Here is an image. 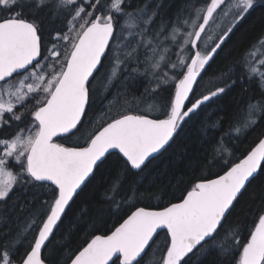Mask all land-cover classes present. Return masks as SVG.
<instances>
[{"label":"snow or ice","instance_id":"6c2138e0","mask_svg":"<svg viewBox=\"0 0 264 264\" xmlns=\"http://www.w3.org/2000/svg\"><path fill=\"white\" fill-rule=\"evenodd\" d=\"M257 6L264 0H186L169 17L162 0H0V130L12 129L0 137V264H60L59 253L48 255L56 252L54 230L86 196L102 227L113 215L117 222L93 233L64 264H193L210 252L216 264H264V33L221 74L223 83L199 97L194 92L233 28ZM101 80L108 94L97 107ZM141 81L148 86L137 96L133 85ZM237 84H255L259 92L243 118L226 122L227 129L214 123L216 133L205 130L202 155L168 181L171 187L189 177L178 198L142 205L154 161L173 149L202 105H219ZM164 92L158 115H151L155 105L141 107L146 96L161 99ZM93 112L100 114L95 126ZM253 132L259 135L247 150L243 141L233 143ZM73 137L84 142L68 143ZM29 188L46 190L47 198L34 195L29 219L13 230L22 208L14 197ZM244 207L247 228L235 217Z\"/></svg>","mask_w":264,"mask_h":264},{"label":"trees","instance_id":"16d2710c","mask_svg":"<svg viewBox=\"0 0 264 264\" xmlns=\"http://www.w3.org/2000/svg\"><path fill=\"white\" fill-rule=\"evenodd\" d=\"M162 2L165 5L163 15L169 17L175 16L178 11L184 9L186 4V0H162ZM191 2L203 4L205 0H191ZM56 27H60V25H56ZM262 33H264V6H257L254 11H251L244 20H241L236 27L233 28L228 40L225 41L226 47L224 45L221 46L223 52L220 53L218 58H213L215 60L214 64L210 61V64H212L210 69L206 66L207 75L201 73L203 80L199 78L197 81L198 90L196 86L194 88L196 96L199 97L202 94L210 92L218 84L223 83V81L219 79L221 74L226 72L229 67L235 65L241 59L242 54L247 55V50H249L250 45ZM216 36H218V34H216ZM216 36L209 42V46L215 41ZM113 84H115V81H113ZM103 85L104 82L102 80L98 81L95 85L98 90L96 98L97 107L101 106V96L108 94L107 91L104 90ZM146 86H148L146 81L134 84V94L137 96L141 95L144 93V88ZM168 87L171 88V85H168ZM245 87L247 90H242L239 84L234 86L230 90V95L227 99L221 101L219 105L209 101L207 102V106H201L202 110L198 112L196 118L190 121L187 126L183 128V131L179 132L178 136L175 138L176 143L173 149L161 156L159 160L154 161L153 166L150 168L151 175L144 178L142 183V188H150L152 191L141 194L140 202L142 205L150 203L155 208L161 205V201H163V203H168L180 196L183 189L188 186L189 177L184 176L183 184L174 183L171 187H169L168 181L171 180L174 175L178 176L186 171L185 164L191 156L202 155L201 146L207 147V145L204 144V139L206 138L205 130H207L208 133H216L218 128L212 127L214 123H223L224 128L227 129L228 123L226 122L243 118L244 109L248 100L253 96H259L255 84H252L250 88H247V86ZM121 91L124 92L123 89H121ZM125 94L131 99L133 91L130 89ZM111 95L115 97V92H112ZM168 95L167 92H164L162 98L156 100H153L151 96H146V103H142L141 107L147 108L155 105L157 109L151 112V115H158L159 107L167 101ZM103 103L106 107L109 106L108 101H104ZM111 107L113 108V114H115V110L118 107L116 99L111 101ZM88 116L92 120L93 126H95L96 120L99 118L100 114L93 112L89 113ZM11 134L12 129H8L7 131L0 130V137L10 136ZM258 135V132H253L246 138L242 135L240 140H234L233 143L239 144L240 141H243L241 151H244L247 150L250 145H254ZM83 142V138L73 137L72 141L68 143L82 144ZM240 154V152H237L236 156L239 157ZM181 155H183V158H181ZM11 170L16 171L14 168ZM213 171L219 170L214 169ZM262 180H264V177H262ZM260 184L261 181H257L253 187L259 190ZM14 191H16V189H14ZM153 193H157L159 198L154 196ZM34 195H42L44 198H47L46 190L29 188L27 191L16 192L14 202L19 200L22 208L12 219L11 227L13 230L17 227H23L29 219L32 204L36 203V201L33 200ZM96 195L102 198V189L99 190ZM248 203L254 204L255 200L253 199ZM95 207L96 205L91 196L82 197L81 200L77 202L73 211L68 214V218L63 220V226L60 228V231H54L55 240L52 243V249H55L56 252L54 253L50 250L48 253L49 256H55L56 253H59L60 264H64V261L83 246L85 240L89 239L93 233L96 235H103L116 225L117 217L113 215L107 220L106 227H102L97 221L96 213L91 211V209ZM249 210L248 207H244L242 210L238 209L235 214L236 221H243L245 228L251 225V218L247 217ZM97 228L100 230L97 231ZM164 241L165 236L161 233L157 241L159 248L162 249L165 246ZM201 260L203 264H216V253L210 252L206 256H201L197 260H194L193 264H200Z\"/></svg>","mask_w":264,"mask_h":264},{"label":"rangeland","instance_id":"374dc122","mask_svg":"<svg viewBox=\"0 0 264 264\" xmlns=\"http://www.w3.org/2000/svg\"><path fill=\"white\" fill-rule=\"evenodd\" d=\"M225 2L227 3V0H225ZM221 7H223V5H222ZM217 11L219 12V9H218ZM229 22H230V17H229V18H225V19L223 20L222 24H221V27L215 29V33L219 35V34L223 31L222 29H224V27H226V26L228 25ZM218 23H219V21H218ZM210 24H211V22H210ZM206 32H207V29H206ZM214 37H215V36H213V38H214ZM202 39H203V36H202ZM209 42H210V41H209ZM249 58H250V59H253L252 57H249ZM256 59H258V57H257ZM254 62H255V59H254Z\"/></svg>","mask_w":264,"mask_h":264},{"label":"water","instance_id":"95a60500","mask_svg":"<svg viewBox=\"0 0 264 264\" xmlns=\"http://www.w3.org/2000/svg\"><path fill=\"white\" fill-rule=\"evenodd\" d=\"M198 79H199V77H198ZM198 79H197V81H198ZM194 88H195V86H194ZM55 231V230H54Z\"/></svg>","mask_w":264,"mask_h":264}]
</instances>
